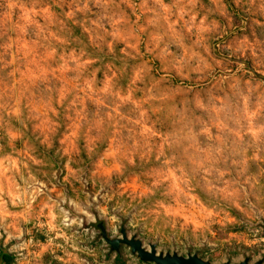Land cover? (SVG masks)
Instances as JSON below:
<instances>
[{"label":"rangeland","instance_id":"obj_1","mask_svg":"<svg viewBox=\"0 0 264 264\" xmlns=\"http://www.w3.org/2000/svg\"><path fill=\"white\" fill-rule=\"evenodd\" d=\"M264 264V0H0V264Z\"/></svg>","mask_w":264,"mask_h":264},{"label":"water","instance_id":"obj_2","mask_svg":"<svg viewBox=\"0 0 264 264\" xmlns=\"http://www.w3.org/2000/svg\"><path fill=\"white\" fill-rule=\"evenodd\" d=\"M104 240L112 250H116L119 244L126 245L131 253H135L138 259L144 262H151L153 264H208L206 261H202L195 255H186L185 257H181L172 253V254H164L162 256L161 254H156L152 246H150L148 250H145L141 247L140 243L137 240H134L132 238H127L121 230H120L119 238L108 240L104 237ZM221 264H229V263H221ZM238 264H247V263L245 261H242Z\"/></svg>","mask_w":264,"mask_h":264},{"label":"trees","instance_id":"obj_3","mask_svg":"<svg viewBox=\"0 0 264 264\" xmlns=\"http://www.w3.org/2000/svg\"><path fill=\"white\" fill-rule=\"evenodd\" d=\"M0 258H2V260H3V259H6V258H8V257H7L6 254L0 253Z\"/></svg>","mask_w":264,"mask_h":264}]
</instances>
